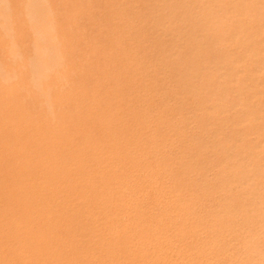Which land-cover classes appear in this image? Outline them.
Masks as SVG:
<instances>
[{
	"label": "rangeland",
	"instance_id": "1",
	"mask_svg": "<svg viewBox=\"0 0 264 264\" xmlns=\"http://www.w3.org/2000/svg\"><path fill=\"white\" fill-rule=\"evenodd\" d=\"M187 3L0 0V264H68L70 238L84 246L77 264H225L215 252L202 257L198 246L189 248L200 238L230 236L179 233L194 200L211 205L217 195L202 188L218 174L207 182L188 166L217 155L215 145L213 154L199 152L209 140L235 142L228 153L264 162V67L238 74L230 94L211 88L201 95L191 92L200 73L175 74L180 65L170 56L184 58L201 39L207 48L221 46L222 33L230 48L214 56L245 53L264 37V0L188 42L198 29L185 20ZM210 101L220 102L216 114L206 109ZM55 205L73 207L82 236H67L63 222L58 236H44Z\"/></svg>",
	"mask_w": 264,
	"mask_h": 264
},
{
	"label": "bare ground",
	"instance_id": "2",
	"mask_svg": "<svg viewBox=\"0 0 264 264\" xmlns=\"http://www.w3.org/2000/svg\"><path fill=\"white\" fill-rule=\"evenodd\" d=\"M182 1L183 4L185 5L187 2L193 4V7L189 6V8H187L188 10L184 9L187 14L185 20L190 21L193 24V27L198 29L196 33H191L187 35L186 37L187 42L193 39L194 37H197V35L198 36L201 35L204 29L212 30L210 32L211 34L213 33V31L217 30V28H220L219 27L220 24L222 23L224 24L225 22H228V20L237 21L236 19L237 17L233 18L234 16H236V14L247 12L252 7V0H182ZM205 2L210 3L211 5L206 10L198 9V7L204 4ZM260 15L261 17L264 18V8L261 9ZM238 20L240 19L238 18ZM227 27L228 25L226 24V28ZM215 34L217 36L216 32ZM206 35L209 37V34ZM222 35L223 37H221V40L224 43H222L221 46H217L215 48L214 46L211 48H207L204 45L206 43V40L201 39L197 43V45H199L198 49L196 51L186 52L184 58H178L174 55L170 56L171 57L170 63H173L176 66L180 65L179 66L180 69L176 73L174 72L175 74L194 75L200 73V75L202 76L200 80L197 79L199 82L193 85L192 88L193 90H191V92L195 94L199 93L201 95L203 93L208 94L209 90L213 88L214 90L221 91L226 95L230 94L233 90L232 87L233 85L231 86L230 83L238 79V74H245L249 69L254 67L255 68L264 67V37L263 36H262L263 38L255 41L252 45H247L245 48L247 52L245 51V53H243V50L238 51L237 48H234V51L231 56L223 55L221 54V52H220L221 55L219 54V56H214L215 49H217V51L220 50L225 52L228 51L230 48L231 40L228 38L227 33H222ZM212 38H214V36ZM199 65H203V66L205 65L208 68L206 70L200 71L198 68ZM245 75L248 74L246 73ZM251 79L254 81L257 80L258 77L253 76L250 78V80ZM239 80H241V76ZM205 83L207 85H204ZM239 85L240 84L238 83V86ZM248 89H251L250 93L252 94L260 93L262 91L261 89H256V90L252 88H248ZM236 93L237 94L235 95L237 98L246 95L245 92H241V93L236 92ZM181 95L183 96V94ZM34 98H36V96ZM208 100L209 99H206L204 101L208 102ZM219 103L220 102L218 101L215 102L210 101L209 103H206V109L209 111V113H212V111L215 113L214 106L219 105ZM232 106L233 105H231L230 107ZM205 113L206 111H204V116ZM218 117L220 118L219 114ZM212 120L210 121V123L213 122ZM194 122L196 121L194 120ZM233 143L235 142L230 141L228 143L220 140L214 142L209 140L208 142H206L205 145H203L199 149V152L202 151V154H206V153L213 154V151H209L208 147L215 145L217 146V155L215 156L210 155V159L205 161V163H203L202 165H199V162L202 160L203 157L202 158L198 157L195 160H193L191 164L188 166L189 172H191V174L203 172L204 176L206 177L208 176L206 180L207 182L213 181L210 180L212 179L210 176H215L218 174L217 177H215V180L211 184L205 183L204 187L202 188L204 189V191H208V192L211 190L213 191L212 188H214V192L216 191L217 195L214 193L215 198L212 197L208 199L211 201V205H207V204L201 205V201L199 199L198 201L194 200L195 203L193 204L194 206L193 213H191V216L189 217V221L186 223L185 228H183V230H181L179 233L182 236H230L222 239H217L214 237L200 238L197 239L196 242H194L190 246L189 249H194L195 247L196 248L199 247L197 249V253L202 257H206L208 253L215 252V255L217 256L215 262L218 261V263H225V264H264V162H259V161L253 162L251 160H247L243 152L241 153L240 156H238L240 153L239 154L228 153L227 151L232 147ZM153 144H155V142H153ZM166 161H168V159ZM163 171L166 172L167 170L164 169ZM229 176H233L232 180L231 178L229 179L231 181L226 180V177ZM227 184H229L228 185L229 188L226 187L227 189L226 190L224 187ZM209 187L212 188L209 190ZM191 189L192 191L190 197L191 196L192 198L196 197L198 184L193 183ZM71 204L72 201L69 200L67 202V205L70 206ZM198 204L199 206L196 207V205ZM213 204L215 206H212ZM41 205L46 208L43 202ZM72 208L73 207L64 211L63 209L58 208L57 205L50 207V210H52L53 212V217L49 223H46L45 226H43V229L45 231L44 236H58L59 227L62 222L64 225L63 228L67 232V236H82V231H83L82 226L78 230V227L74 225V218L70 216L71 214L70 211H72ZM114 211L115 210H113V213ZM40 225L41 224H39L38 226ZM170 225L173 226L174 224H170ZM75 241L78 243L76 244L77 249L75 248ZM198 242L200 245L198 244ZM73 243H74L73 250H70L72 248L71 244ZM67 247L68 248H63L64 251L67 252L71 251V254L74 257L69 259L68 264H77L75 260V255L80 253V251L84 250L82 241L80 239L77 240L74 238H70ZM55 251L58 253L59 251L62 250L60 248H56Z\"/></svg>",
	"mask_w": 264,
	"mask_h": 264
}]
</instances>
